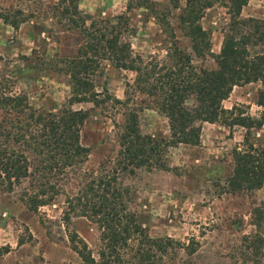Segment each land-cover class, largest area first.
Instances as JSON below:
<instances>
[{
	"label": "rangeland",
	"instance_id": "374dc122",
	"mask_svg": "<svg viewBox=\"0 0 264 264\" xmlns=\"http://www.w3.org/2000/svg\"><path fill=\"white\" fill-rule=\"evenodd\" d=\"M136 1L77 0L76 7L80 17L89 18L85 27L94 21L99 28L101 21L122 16L120 41L129 45L141 68L154 72L148 85L154 83L156 73L158 77L164 74L170 64L167 53L174 47L189 55L194 70L216 68L213 55L219 51L227 22L224 8L214 5L202 14L198 23L208 33L209 52L199 58L180 24L184 0H145L153 10L148 4L136 7ZM64 7L71 8L69 0L63 4L60 0H0V80L8 89L6 94L24 95L29 106L43 112L84 111L78 135L79 144L88 150L82 163L44 170L43 157L8 144L22 149L31 174L11 191L0 186V264H84L72 250V245L81 247L79 241L96 261L99 230L81 203L87 198L84 195L90 196L86 193L89 184L94 182L95 191L99 178L114 179L116 188L127 191L126 207L139 217L150 238L166 237L179 243L168 250L165 264H264V236L253 246L247 239L254 229L250 211L264 199V186L236 194L224 188L232 168L230 151L242 143L245 129L200 123L197 145L166 148L165 169L143 167L132 174L119 170L117 136L128 114H135L140 135L154 139L169 136L166 119L157 111L153 97L138 90L136 72L116 69L106 59L98 58L89 76L97 105L69 102L66 64L78 56L88 38L76 26V21L80 23L77 15H61ZM240 17L264 21V0H248ZM8 21L16 23V28ZM259 88V83L233 87L222 108L237 106L258 119L262 112L255 105ZM10 115L0 110V120ZM248 139L264 148V113L261 127L251 129ZM41 186L53 187L56 194L50 203L29 211L24 194ZM187 244L193 249L190 255Z\"/></svg>",
	"mask_w": 264,
	"mask_h": 264
},
{
	"label": "trees",
	"instance_id": "16d2710c",
	"mask_svg": "<svg viewBox=\"0 0 264 264\" xmlns=\"http://www.w3.org/2000/svg\"><path fill=\"white\" fill-rule=\"evenodd\" d=\"M66 1L60 0V3ZM76 1L69 0L71 8H62L61 15H77L80 23L76 21V26L81 28L88 41L78 49V56L66 64L69 102L97 105L89 76L97 68L96 60L106 59L116 69L136 72L138 90L153 97L157 111L167 122L169 136L154 139L139 134L136 116L129 113L117 136L116 166L119 170L132 174L143 167L165 169L162 156L166 148L195 146L199 143L200 123H219L229 128L238 126L246 132L242 143L230 151L232 168L224 180L225 191L230 194L250 193L264 186V148L253 145L248 139L251 129L261 127L264 113V21L240 17L248 0H184L180 24L184 37L190 41L192 53L199 58L209 52L208 33L198 23L202 14L214 5L225 10L227 22L222 29L219 51L213 55L216 68L196 71L189 65V55L174 47L167 53L170 64L164 74L158 77L156 73L154 83L149 85L154 72L141 68L139 59L131 56L129 45L120 41L118 32L122 16L101 21L103 25L99 28L94 21L85 27L84 22L89 18L80 17ZM136 2V7L144 4L143 8H147L148 4L153 10L149 1ZM8 24L12 28L17 26L11 21ZM254 48L259 51L252 52ZM162 70L164 68L158 73ZM250 83L260 84L255 99V105L262 109L258 119L246 115L237 106L228 110L222 108L221 102L228 98L233 87ZM6 90L1 79L0 110L11 117L0 120V186L11 191L15 184L31 174L30 163L22 149L8 146L10 143L21 145L34 156L43 157L44 170L53 167L63 170L85 160L88 150L79 144L78 135L86 118L84 111L70 108L56 112L39 111L29 106L24 95L6 94ZM187 101L191 104L188 105ZM114 102L120 103L116 99ZM113 181L99 178L95 191L91 188L94 182L90 183L86 192L90 196L84 195L87 198L81 203L88 210V219L99 230L97 260L90 257L81 241V247L72 245V250L84 264H165L163 258L168 250L173 251L179 243L166 237L150 238L139 217L126 207L127 191L116 188ZM45 187L24 194V204L29 211H36L39 206L51 202L56 191L53 187ZM77 203L80 204L78 199ZM250 224L254 229L247 239L253 246L255 242H262L264 236V199L251 209ZM190 244L185 246L188 255L193 252Z\"/></svg>",
	"mask_w": 264,
	"mask_h": 264
}]
</instances>
